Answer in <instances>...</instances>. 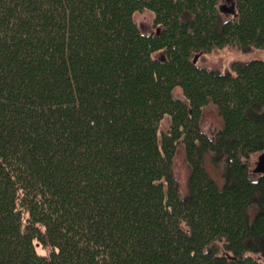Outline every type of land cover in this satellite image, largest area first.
Returning <instances> with one entry per match:
<instances>
[{"label": "trees", "instance_id": "obj_1", "mask_svg": "<svg viewBox=\"0 0 264 264\" xmlns=\"http://www.w3.org/2000/svg\"><path fill=\"white\" fill-rule=\"evenodd\" d=\"M219 1L0 0V264H264V59L195 63L264 49V0Z\"/></svg>", "mask_w": 264, "mask_h": 264}, {"label": "rangeland", "instance_id": "obj_2", "mask_svg": "<svg viewBox=\"0 0 264 264\" xmlns=\"http://www.w3.org/2000/svg\"><path fill=\"white\" fill-rule=\"evenodd\" d=\"M220 4H225L227 7H230L233 0H220ZM225 18H230L231 14L224 13ZM135 19L137 21L138 26L142 30L143 33H155L159 31V27L154 25L155 15L150 11L144 12H137L135 14ZM160 54H156L159 56ZM254 59H264V49L254 48L252 51L249 52H242L237 47H226L221 49H214L209 53H205L200 55L198 59V65L205 67L209 70L216 69L220 72H226L231 69L232 61H252ZM175 95L178 98H182V90L176 89ZM203 114V130L211 137L214 138L215 135L219 132V130L224 126V120L218 110L216 104H209L204 108ZM163 128L168 130L170 127V119L166 118L163 120ZM258 154H252L248 159L247 162L250 163L251 170L256 167V161L258 160ZM177 157L175 160V176L178 179V184L181 190L182 196L188 193V180H189V173L190 167L186 162V155L184 146L181 145L177 152ZM205 165L212 177L217 181L219 185H223L225 182V177L223 175L224 171V164L223 163H216L213 161L212 155L208 153ZM256 175H254V178ZM38 251L40 253H45L42 247L37 245Z\"/></svg>", "mask_w": 264, "mask_h": 264}, {"label": "water", "instance_id": "obj_3", "mask_svg": "<svg viewBox=\"0 0 264 264\" xmlns=\"http://www.w3.org/2000/svg\"><path fill=\"white\" fill-rule=\"evenodd\" d=\"M219 10L222 13L231 14L233 16H237L236 12V2L233 1L230 7H227L225 4H220ZM199 57L196 56L195 63L198 61ZM253 172L256 174H264V153H261L258 156V160L256 161V167L253 169Z\"/></svg>", "mask_w": 264, "mask_h": 264}]
</instances>
